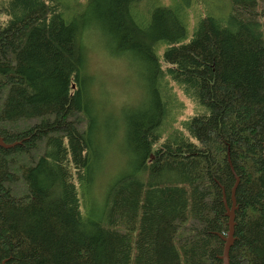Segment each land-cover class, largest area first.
<instances>
[{
    "label": "trees",
    "instance_id": "1",
    "mask_svg": "<svg viewBox=\"0 0 264 264\" xmlns=\"http://www.w3.org/2000/svg\"><path fill=\"white\" fill-rule=\"evenodd\" d=\"M145 1L0 0V136L14 143L0 147V264H221L229 161L230 264H264V0H227L225 16L192 26L190 0L144 24ZM93 29L151 71L122 121L132 169L101 220L81 213L95 126L112 115L83 40ZM173 86L193 107L166 133L171 105L183 108Z\"/></svg>",
    "mask_w": 264,
    "mask_h": 264
},
{
    "label": "rangeland",
    "instance_id": "2",
    "mask_svg": "<svg viewBox=\"0 0 264 264\" xmlns=\"http://www.w3.org/2000/svg\"><path fill=\"white\" fill-rule=\"evenodd\" d=\"M227 2V0H190L186 4V20L192 26L197 16L212 15L221 18L228 12ZM172 4L173 0H146L136 9L145 12L143 20L145 19L144 24H146L155 7ZM83 40L89 49L88 60L96 77L95 91L101 97L104 106L108 101L112 109V115L101 117L95 126L94 138L98 147L94 174L96 181L91 193L82 199L81 207L82 215L101 220L108 187L132 169V156L124 140L122 121L126 113L141 107L146 100L143 78L151 71L149 66L131 55H114L108 47L112 42L99 35L96 29H93V33H85ZM172 89L183 108L176 107L177 112L174 113L175 106L171 105V111L172 108L174 111L169 113L168 121L163 125L166 133H169L173 127L182 131L180 123L191 115L193 107L176 87L173 86ZM109 107L106 106L105 109ZM77 191L80 198L79 187Z\"/></svg>",
    "mask_w": 264,
    "mask_h": 264
},
{
    "label": "water",
    "instance_id": "3",
    "mask_svg": "<svg viewBox=\"0 0 264 264\" xmlns=\"http://www.w3.org/2000/svg\"><path fill=\"white\" fill-rule=\"evenodd\" d=\"M13 145H14V143H12V144L5 143L3 138L0 136V147H2V148H10ZM263 157H264V144H263ZM229 165H230L231 172L234 175L235 183H234V185H233V187L231 189L230 206L229 207H228V203L226 201L224 189L221 187V189H222V202H223V205H224V208H225L224 215L227 217V232H226V234L222 235V234L217 233V236L223 242L222 253L219 256L221 264H230L229 252H230V248L233 245L234 240H235V237H234L235 210H237V208H238V206L236 204V200H235V190H236L239 178L235 175L230 161H229ZM1 264H5V261H2Z\"/></svg>",
    "mask_w": 264,
    "mask_h": 264
}]
</instances>
